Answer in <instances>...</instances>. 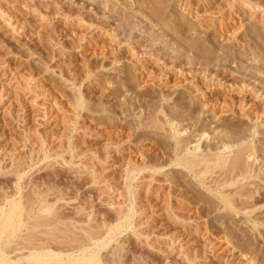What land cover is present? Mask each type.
Masks as SVG:
<instances>
[{
  "label": "rangeland",
  "instance_id": "1",
  "mask_svg": "<svg viewBox=\"0 0 264 264\" xmlns=\"http://www.w3.org/2000/svg\"><path fill=\"white\" fill-rule=\"evenodd\" d=\"M262 4L0 0V189L11 194L18 175L25 206L31 191L51 188L55 194L47 199L68 227L88 214L92 226L114 225L118 202L131 190L120 157L139 165L149 156L167 163L160 173L144 171L152 191L164 196L138 187L136 206L147 209L133 218L138 235L130 229L118 234L100 251L101 264H108L118 242L127 246L125 260L137 255V264H264L263 227L252 230L242 212L210 210L216 205L212 193L189 172L168 165L164 151L172 140L162 131L146 129L153 142L158 138L156 146L131 136L148 113H169L177 128L186 129L180 137L192 141L205 131L199 141L204 150L222 138L228 145L264 138ZM252 131L259 133L250 136ZM262 159L258 155L256 163L264 171ZM255 202L259 210L250 215L264 222V197Z\"/></svg>",
  "mask_w": 264,
  "mask_h": 264
},
{
  "label": "bare ground",
  "instance_id": "2",
  "mask_svg": "<svg viewBox=\"0 0 264 264\" xmlns=\"http://www.w3.org/2000/svg\"><path fill=\"white\" fill-rule=\"evenodd\" d=\"M249 4H252V2ZM259 7L261 8V6ZM262 10L264 11V9ZM183 111H187V110L184 109L182 110V112ZM168 114H162V115L157 114L154 116H150L151 114L148 113V115L145 116L144 120L137 119L139 121L138 126L136 125L138 131H136L133 134L131 133L132 134L131 136H134L135 134L136 136H138V140L148 141V143H150L152 146H156L158 143L157 141L158 138L156 141L153 142L151 140L152 135L150 136L149 134L150 131H147L146 129L148 127H153V129L156 128L162 131L161 133L162 136H165L172 140V142L170 143L171 150H169L168 152L164 151L166 158H168V165L177 166L189 172V174H191L194 178H196L198 183H200L205 188V190L212 193L213 200L216 205L215 204L212 205L210 202L211 206L215 205V208L213 207L211 208L209 206L210 210L218 209V210L226 211V212H234V214H238L242 212L246 215L247 220L252 223L251 224L252 230L253 229L260 230L259 229L260 227L264 228V222L258 219V215L257 217L252 216V214L250 215L251 212H253L256 209L259 210V207H260V206L259 207L257 206L256 204L257 202H255V199H258V198L261 199L262 197H264L261 191V189L264 188V171L261 170V166L256 163L258 155L261 154L262 158L264 159V138H261L258 144H256V142H248V141L245 142L244 138L246 137H244L243 139L236 140L233 145L232 144L228 145L227 143L224 142L225 141L223 140L224 138H222L219 142L221 143V145L215 146L213 148L206 147L208 150L206 149L204 150L202 149L201 145L199 146V143H200L199 141L201 139V135H203L205 131L200 132L198 135L195 134V136H198L197 139L194 140L193 139L194 137H192V141H188L191 137L188 138V136H186L188 140L185 138V136L180 137L181 136L180 134H182V132H185L186 129L185 128L181 129L179 128L180 126L177 128L176 124H174L173 118ZM172 114L173 113H171V115ZM177 114L179 115L181 113H177ZM183 116L186 117L185 114H183ZM152 117H153L152 121L150 120V122H144L145 120L147 121L149 118L152 119ZM211 117L214 118L215 115L213 114ZM198 118H196V120H198ZM255 124H258V123H255ZM252 127L255 128L254 125ZM233 133H236V132L233 131ZM250 133H251L250 134L251 136L259 132L252 131ZM191 142L192 143L195 142V144L193 146L188 147V145L191 144ZM259 145L261 146V148L258 147ZM119 148L123 149L121 147ZM257 149H260L261 151ZM148 157L146 160H141V163L139 165L129 164L131 162L127 160V158L125 159V158L120 157L119 162H121L120 163L121 165H124L123 169L125 172L124 173L125 184L127 185L128 189L131 187V190L129 191L130 198H126V200L122 199L123 201L118 202L119 210L117 212V215L114 218L116 219L117 222L114 225H112L113 223L111 224L110 222H108L109 224H103V223L99 225L93 224L92 226L91 224L92 219L90 218L88 214L85 216L84 219H82L83 218L82 217L81 219L79 218L78 220H75L77 224L72 226L73 228H71V226L68 227L70 223L60 222L62 221L64 216H61V213H60L61 211L58 208H56L53 205V203H50L48 201L49 199H47L49 195L55 194V192H53V189L51 188H45V189L44 187L43 189L36 188V190L34 189L33 191H31L32 193L30 194V196L28 195L26 198L28 205L25 206L23 203L25 200L23 201L22 199L23 195L21 196V191H20L21 189L20 188L21 183H19L20 176L16 174L17 179L14 181V184L12 186L10 185L13 189L11 194L3 193V191L1 190L2 187L0 189V192L2 191L0 194V264H82V263L83 264L84 263L85 264H101L102 263L101 262L102 252L100 254V251L108 247V244L112 242L115 239V237L118 236V234H120L123 231H126L127 229H130L133 233L138 235L136 231L137 229H135V224L133 223L134 226L132 225L133 218L134 216L135 218L138 217L139 214L143 212L142 210L145 211L147 209L142 208L140 209L141 211H139V209L136 206L138 203L137 198L134 195H136L137 189L141 185L144 188L145 193H149L152 191V188L154 185L151 186V181L146 180L148 177H146V175L144 174L145 170L151 171L152 175H154V174L160 173V169L165 167V165H167V163H157L154 159H150V157L149 158ZM215 168H218V171L217 170L213 171ZM212 174L213 176H210ZM137 175H139L138 178H137ZM239 177H241L244 181L241 182V179H239ZM178 179L176 178V180ZM157 191L154 190L152 192H156V195L160 197V199L163 198L164 195L161 194V192L159 194ZM16 194L18 195L17 197H15ZM58 196L59 195H57V197ZM60 198L61 197H59V199ZM116 198H120V197H116ZM57 199L58 198H56L55 200ZM205 200L206 198L204 199V201ZM209 200L210 199L206 201H209ZM167 205H169V203ZM208 205L206 204L207 210L209 209ZM84 208H87V207H84ZM146 208H148V206ZM72 209H73V206H72ZM79 210L81 209H78V211ZM86 212L87 211H85V213ZM170 212L174 214V210L171 208H170ZM185 221L183 223H185ZM23 230H25L26 233L20 234ZM15 238L21 239L20 243L22 244L17 243L18 241L16 242V240H14ZM14 241L15 243H17L16 246H14L13 244ZM174 241L175 239L172 242ZM115 244L116 245L114 247L112 246V250L110 251V253H108L109 257H107L108 255H103L109 259L110 264H130V263L132 264V261L136 262V259L133 260V258H135L137 255L136 256L134 255L135 257H133L132 255L128 254L131 257V259L128 257L130 261L125 260L126 259L125 256L127 255V252H126L127 248L125 250L124 247H127V246H123L124 244L122 245L119 242ZM22 250H24L25 253H19ZM106 251L108 250H105V252ZM12 253H15L16 255L14 254L13 256H11ZM103 258L105 259V257ZM127 261L129 263H126ZM105 263H107V261Z\"/></svg>",
  "mask_w": 264,
  "mask_h": 264
}]
</instances>
